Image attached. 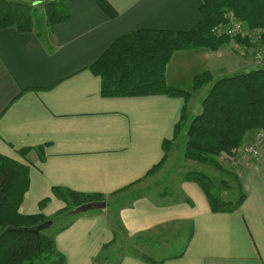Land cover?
<instances>
[{
    "label": "crops",
    "instance_id": "1",
    "mask_svg": "<svg viewBox=\"0 0 264 264\" xmlns=\"http://www.w3.org/2000/svg\"><path fill=\"white\" fill-rule=\"evenodd\" d=\"M107 1L109 13L95 0H67L69 18L47 34L0 29V154L29 165L19 211L53 216L65 206L53 187L104 196L102 209L59 221L54 240L66 264H107L113 256V264H264V159L242 169L244 199L235 211L212 212L182 171L140 193L183 108L187 121L200 108L165 94L103 97L89 70L123 35L191 29L202 0ZM245 57L231 42L184 48L172 54L165 79L180 87L203 71L215 80L256 67ZM22 148H29L24 157ZM128 242L130 252L113 253Z\"/></svg>",
    "mask_w": 264,
    "mask_h": 264
},
{
    "label": "trees",
    "instance_id": "2",
    "mask_svg": "<svg viewBox=\"0 0 264 264\" xmlns=\"http://www.w3.org/2000/svg\"><path fill=\"white\" fill-rule=\"evenodd\" d=\"M66 1L0 0V29L13 27L18 32L47 34L55 24L69 18ZM95 1L107 13L111 11L107 0ZM200 11L201 20L186 31L138 29L117 38L89 66V70L100 77L101 95L131 97L165 94L188 101L192 95L190 91L171 86L165 79L166 65L175 51L190 47L217 50L230 42L229 37L215 35L213 31L228 11H233L248 29L264 27V0H202ZM234 41L242 47L246 44L242 39ZM209 82L212 84L201 101L200 111L187 121L183 108L173 136L184 131L185 158L225 172L236 180V174L231 169H236L238 165L233 161V165L225 162L230 167L227 169L221 165L223 159L220 157L222 153H231L233 148L252 143L257 133L264 130V55L263 60L248 71H237L215 80L209 71L198 73L192 79V87L199 89ZM251 133L253 138L248 141ZM170 141H163V159L149 172L164 162ZM28 150L19 149L18 154L24 157ZM184 178L195 182L203 190L212 212L235 211L244 199L239 181L238 193L230 199L218 192L221 186L229 187L225 179L215 181L200 170H188ZM28 187L29 165L0 154V264H66L54 240L56 232L62 227L55 231L52 228L78 205L104 200V196L53 187V194L65 206L53 216L45 217L42 213L22 214L19 211ZM47 201L48 198L42 199L39 206ZM48 220L52 224L38 232L9 229L35 227Z\"/></svg>",
    "mask_w": 264,
    "mask_h": 264
},
{
    "label": "rangeland",
    "instance_id": "3",
    "mask_svg": "<svg viewBox=\"0 0 264 264\" xmlns=\"http://www.w3.org/2000/svg\"><path fill=\"white\" fill-rule=\"evenodd\" d=\"M40 13L42 14L43 10H41ZM245 59H247V57H245ZM253 61L256 62L255 60ZM247 70L248 69H243V71H247ZM211 84L212 83H209L208 85H206L208 86L206 87V90L204 87L202 88L200 87L199 89L194 90L192 87V82H190L189 84H183L180 86V88L190 91L191 94H194V95H191L188 102L191 105H194V108L196 110L199 108L201 109V101L203 97L207 94V91L210 90ZM195 114L197 113L192 109L191 116H195ZM183 132L184 131L176 133L175 137L170 141V144H169L170 148H168L167 160L166 162L164 161L165 164L163 163L164 164L163 166H159L157 169H155L153 172H150L146 176L145 180L141 183L142 186H145V185L146 186L141 187L140 193L149 194L150 192H152L150 190L153 188V186L159 185L160 183H162L163 180L168 179L170 176L171 178L179 176L178 173H180L181 171L186 172L188 170H200L204 172L205 174H207L212 179H214L215 181L217 180L219 181L220 179H225V181H227V183L229 184V187L226 189L224 186H221L218 192L221 195L225 196L226 198L227 197H230V199L234 198L236 193H238L237 184H238V181L241 183V179H242L241 173L244 167H241L238 165L236 166L237 170L231 169V171H233L237 177V179L234 180L232 177L226 175L225 172H222V171L216 170L215 168L204 165V163L202 164L201 162L185 158L183 155V150H184V142L186 138ZM225 162H228L229 164L233 165L231 161H228V160L220 161L221 165L226 167L227 169H229L230 167ZM145 182L153 183V185L146 184ZM158 188L162 190L164 189V185H161ZM166 189H167V186H166ZM125 193L127 194V197H128L129 193H131V190H127L125 191ZM137 194H139V192ZM61 224L62 223L59 222V224L55 225L52 228V231L57 230V228L61 226ZM133 244L135 246L138 245V242L135 238H134ZM131 247H132V244L128 242L127 244H125V246L121 250L116 249L113 251V253L119 256L121 255L122 252H125V253L130 252V250L132 249ZM135 249H137V247ZM168 251L174 252L176 251V248L174 247L170 248ZM113 262H116V259L114 258V256H113ZM113 262L110 260L107 264H113Z\"/></svg>",
    "mask_w": 264,
    "mask_h": 264
},
{
    "label": "built area",
    "instance_id": "4",
    "mask_svg": "<svg viewBox=\"0 0 264 264\" xmlns=\"http://www.w3.org/2000/svg\"><path fill=\"white\" fill-rule=\"evenodd\" d=\"M215 35L229 37L232 44L238 46L244 55L257 63L263 60L264 53V27L248 29L244 22L233 12L228 11L221 23L213 28ZM237 40H245L244 47ZM223 160L233 161L234 164L246 167L252 163H258L264 159V130H260L250 144H244L233 148L231 153H222Z\"/></svg>",
    "mask_w": 264,
    "mask_h": 264
},
{
    "label": "water",
    "instance_id": "5",
    "mask_svg": "<svg viewBox=\"0 0 264 264\" xmlns=\"http://www.w3.org/2000/svg\"><path fill=\"white\" fill-rule=\"evenodd\" d=\"M50 1H55V0H50ZM105 205H106V202L104 200L89 201V202L78 205L74 209L70 210L68 214L77 215V214L84 213V212L91 211V210H98V209H102L103 207H105ZM51 224H52V221L48 220L35 227H22V228L9 227V229L38 232V230L49 227Z\"/></svg>",
    "mask_w": 264,
    "mask_h": 264
}]
</instances>
